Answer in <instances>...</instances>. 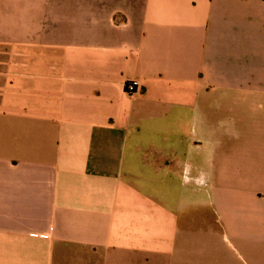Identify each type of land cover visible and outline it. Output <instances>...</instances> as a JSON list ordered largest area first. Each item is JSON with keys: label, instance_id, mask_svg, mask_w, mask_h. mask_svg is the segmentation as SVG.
<instances>
[{"label": "crops", "instance_id": "crops-1", "mask_svg": "<svg viewBox=\"0 0 264 264\" xmlns=\"http://www.w3.org/2000/svg\"><path fill=\"white\" fill-rule=\"evenodd\" d=\"M257 99L263 0H0V264H264Z\"/></svg>", "mask_w": 264, "mask_h": 264}, {"label": "rangeland", "instance_id": "rangeland-1", "mask_svg": "<svg viewBox=\"0 0 264 264\" xmlns=\"http://www.w3.org/2000/svg\"><path fill=\"white\" fill-rule=\"evenodd\" d=\"M224 104L233 107L231 98L225 100ZM236 110L238 124L236 130H233L234 135L252 140L254 156L264 157V100H255L248 110L245 107H238ZM241 120L242 125L239 124Z\"/></svg>", "mask_w": 264, "mask_h": 264}, {"label": "built area", "instance_id": "built-area-1", "mask_svg": "<svg viewBox=\"0 0 264 264\" xmlns=\"http://www.w3.org/2000/svg\"><path fill=\"white\" fill-rule=\"evenodd\" d=\"M138 86V83L136 81H129L125 84V90L131 92L134 91Z\"/></svg>", "mask_w": 264, "mask_h": 264}, {"label": "trees", "instance_id": "trees-1", "mask_svg": "<svg viewBox=\"0 0 264 264\" xmlns=\"http://www.w3.org/2000/svg\"><path fill=\"white\" fill-rule=\"evenodd\" d=\"M264 1V0H263Z\"/></svg>", "mask_w": 264, "mask_h": 264}]
</instances>
